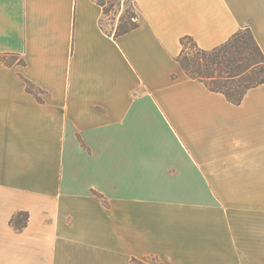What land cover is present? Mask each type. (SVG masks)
<instances>
[{"label":"crops","instance_id":"0c3cea01","mask_svg":"<svg viewBox=\"0 0 264 264\" xmlns=\"http://www.w3.org/2000/svg\"><path fill=\"white\" fill-rule=\"evenodd\" d=\"M131 1L114 38L95 0H0V264H264V86L175 61L244 28L264 56V0Z\"/></svg>","mask_w":264,"mask_h":264},{"label":"trees","instance_id":"16d2710c","mask_svg":"<svg viewBox=\"0 0 264 264\" xmlns=\"http://www.w3.org/2000/svg\"><path fill=\"white\" fill-rule=\"evenodd\" d=\"M102 8L104 17L119 5L120 0H95ZM123 10L117 18L113 37L117 38L139 27V19L131 0H122ZM181 50L175 61L184 75L193 81L202 83L212 93L221 94L226 101L239 105L244 95L253 88L264 86V56L249 29L236 32L225 43L212 50H203L190 37L180 39ZM19 59L16 63H7L5 58ZM23 64L15 54L0 53V65L11 67ZM174 79V76H172ZM26 90L36 100L41 101L36 93H42L31 82L25 80ZM104 203V198L92 191ZM28 213L19 212L12 216L9 223L16 232H21L28 220ZM162 264L157 258H148ZM131 264H145L131 259Z\"/></svg>","mask_w":264,"mask_h":264},{"label":"rangeland","instance_id":"374dc122","mask_svg":"<svg viewBox=\"0 0 264 264\" xmlns=\"http://www.w3.org/2000/svg\"><path fill=\"white\" fill-rule=\"evenodd\" d=\"M123 2L122 0H120L119 5H115V7L109 12V17H104L103 20V26L106 28H109L110 26H113L116 24L117 22V18L120 15L119 13H121V11L123 10ZM18 58L17 59H13V58H5V62L7 63H16L18 62ZM150 258V257H149ZM146 264H157L156 262L148 259L145 261Z\"/></svg>","mask_w":264,"mask_h":264}]
</instances>
